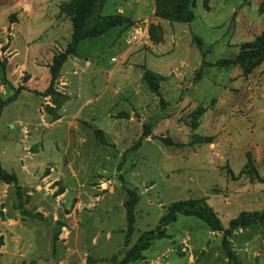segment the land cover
<instances>
[{
    "label": "rangeland",
    "instance_id": "rangeland-1",
    "mask_svg": "<svg viewBox=\"0 0 264 264\" xmlns=\"http://www.w3.org/2000/svg\"><path fill=\"white\" fill-rule=\"evenodd\" d=\"M68 1L0 0V98L24 87L0 116V157L23 191L19 198L15 184L0 181V264H87L118 253L128 197L120 175L140 195L126 249L175 201L205 198L223 229L243 211H262L264 62L247 75L203 62L235 57L263 32L262 0H194L189 23L157 17L155 0H108L103 15L123 10L135 23L78 43L60 71L56 89L68 100L56 111L38 91L72 43ZM152 23L163 31L159 43ZM146 70L160 76L159 94ZM57 112L62 120L49 125ZM145 125L151 135L131 149ZM167 231L128 264H264L262 221L229 238L234 261L224 231L196 217L180 214Z\"/></svg>",
    "mask_w": 264,
    "mask_h": 264
},
{
    "label": "trees",
    "instance_id": "trees-1",
    "mask_svg": "<svg viewBox=\"0 0 264 264\" xmlns=\"http://www.w3.org/2000/svg\"><path fill=\"white\" fill-rule=\"evenodd\" d=\"M108 0H70L66 2L62 10L71 16L73 24L72 43L68 48L61 53L54 56L53 64L51 65V80L48 88L45 91H38L44 96H51L53 98L54 107H49L53 110H59L68 100L65 93H60L56 89V84L60 76L61 68L70 54L77 53V45L82 40L95 38L104 35L108 31L119 27H129L134 25L135 21L128 15L121 12L103 15L101 13L103 5ZM156 9L155 15L161 19L170 22L189 23L195 19L194 0H155ZM259 11L264 14V0L260 2ZM150 38L154 43H159L163 40V31L159 25L152 23L149 28ZM197 38V37H196ZM199 47L202 50V42L198 38ZM204 66L217 65L219 67H227L238 65L243 70L244 74H250L255 68L264 62V30L252 41L242 44L241 51L231 58H223L214 64L203 61ZM144 79L149 84L150 89L159 94V79L160 76L152 70H146ZM24 87H18L15 92L7 98H0V116L3 108L14 102L18 94ZM58 112L54 117L58 118ZM151 135V128L149 125L144 126V130L140 138L131 147V149L139 148L142 145L143 139ZM210 140V139H209ZM125 158V154H124ZM121 166V163H120ZM121 181L124 183L127 192V199L125 202L126 216H127V230L125 233L124 246L111 257L93 258L91 256L87 259V264L98 261H108L116 263L118 257L122 254L124 256L120 259L118 264H128L132 261L144 259L143 252L148 250L155 239L168 237L167 227L177 221L178 215H186L196 217L205 222L212 231H224L222 244L226 255L230 260H236V252L232 248L229 238L238 228H245L248 225L256 222H264V209L262 211L248 212L243 211L237 217L232 218L229 222V227L223 229L221 219L214 210V208L206 201L205 198H189L186 200L175 201L169 206L168 210L161 216L159 225L155 229H150L142 232L137 241L129 248L136 230L135 224L137 220L136 207L140 201L139 193L126 186L124 176L120 175ZM0 181L7 184H15L17 196H23L22 186L18 182L16 173L8 171L0 157ZM58 234H55L53 245L56 246ZM27 264H35L30 261Z\"/></svg>",
    "mask_w": 264,
    "mask_h": 264
},
{
    "label": "crops",
    "instance_id": "crops-1",
    "mask_svg": "<svg viewBox=\"0 0 264 264\" xmlns=\"http://www.w3.org/2000/svg\"><path fill=\"white\" fill-rule=\"evenodd\" d=\"M155 9H156V7H155V5L153 6V10H152V12L154 13L155 12ZM123 10H121V12H122ZM33 79V78H32ZM31 79V80H32ZM58 118H56V117H54V116H52L51 117V122H49V125H51L52 123H56V122H60L61 120H62V118H63V114L62 113H60V112H58ZM4 162V161H3Z\"/></svg>",
    "mask_w": 264,
    "mask_h": 264
}]
</instances>
